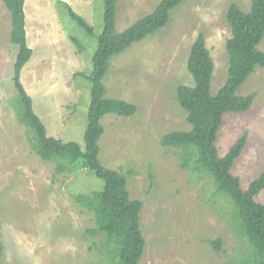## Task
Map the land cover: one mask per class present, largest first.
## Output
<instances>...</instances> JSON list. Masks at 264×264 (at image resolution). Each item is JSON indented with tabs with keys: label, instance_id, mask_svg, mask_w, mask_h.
I'll use <instances>...</instances> for the list:
<instances>
[{
	"label": "rangeland",
	"instance_id": "obj_1",
	"mask_svg": "<svg viewBox=\"0 0 264 264\" xmlns=\"http://www.w3.org/2000/svg\"><path fill=\"white\" fill-rule=\"evenodd\" d=\"M160 1L118 0L117 31L151 13ZM233 2L249 11L252 0H184L171 10L163 28L110 60L106 97L135 103L138 110L129 116H103L100 159L124 172L131 197L143 202L146 247L140 264H235L251 250L233 224L230 200L215 194L214 179L195 169L192 147L161 143L166 133L191 128L177 86L194 84L187 61L200 32L215 61L213 92L225 83L226 44L232 34L226 13ZM67 3L93 33L71 18ZM24 8L33 55L21 80L48 134L78 142L84 149L91 81L76 73L90 74L93 69L92 57L104 29V0H26ZM11 29L10 11L0 0L1 264H117L104 235L86 232L96 226L94 212L74 198L102 189L103 180L80 162L57 173L55 162L42 159L32 146L31 128L21 119L12 81L17 47ZM259 47L264 49V39ZM251 92L256 93L251 108L226 113L217 140L224 155L247 132L245 148L232 165L244 188L264 171V67L257 66L238 90L241 95ZM256 198L264 202V188ZM218 238L219 251L209 242Z\"/></svg>",
	"mask_w": 264,
	"mask_h": 264
},
{
	"label": "trees",
	"instance_id": "obj_2",
	"mask_svg": "<svg viewBox=\"0 0 264 264\" xmlns=\"http://www.w3.org/2000/svg\"><path fill=\"white\" fill-rule=\"evenodd\" d=\"M183 1L161 0L151 13L118 32V0H104V29L98 36L97 48L92 57L93 69L90 74L76 73L91 81V101L83 149L78 142L63 141L49 135L47 126L35 112L33 98L21 80L22 69L33 55L27 38L26 0H2L11 14V41L17 47L12 81L20 99L21 119L31 128L32 146L42 159L55 162L57 173L72 170L73 164L80 162L82 167L92 169L103 180L102 189L90 194L81 192L75 194L74 198L94 212L96 226L87 228L86 232L94 236L104 235V244L113 246L117 264H140L144 256L146 238L141 228L143 202L131 197L128 176L124 172L107 167L101 161L99 141L105 132L101 119L110 113L133 115L138 106L124 99L106 97L104 78L114 55L163 28L171 19V10ZM67 7L71 18L87 32L93 33L88 21L70 4L67 3ZM226 17L232 34L226 44L229 72L225 83L217 92H213L215 61L207 47L204 33L200 32L191 46L187 61L194 84L177 86V99L188 114L191 128L168 132L162 136L161 143L164 147L191 146L195 169L211 176L217 186L215 194L224 195L232 203L233 224L251 249L235 264H264V202L256 198L264 188V171L247 188L242 186L240 177L232 172V165L247 143V132L224 155L219 153L217 146L225 114L248 111L256 97L255 92L241 95L238 90L257 66L264 67V49L259 47L264 39V0H252L249 11H244L233 2L227 9ZM73 40L81 47L76 38ZM209 242L215 250L221 249V238ZM2 256L3 246L0 243V264Z\"/></svg>",
	"mask_w": 264,
	"mask_h": 264
}]
</instances>
